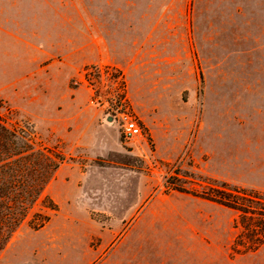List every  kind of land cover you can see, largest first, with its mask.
<instances>
[{"label":"rangeland","instance_id":"374dc122","mask_svg":"<svg viewBox=\"0 0 264 264\" xmlns=\"http://www.w3.org/2000/svg\"><path fill=\"white\" fill-rule=\"evenodd\" d=\"M0 116L65 158L0 264H264V0H0Z\"/></svg>","mask_w":264,"mask_h":264},{"label":"trees","instance_id":"16d2710c","mask_svg":"<svg viewBox=\"0 0 264 264\" xmlns=\"http://www.w3.org/2000/svg\"><path fill=\"white\" fill-rule=\"evenodd\" d=\"M64 159L59 148L34 143L28 133L8 127L0 116V250L23 223L26 222L30 230L37 231L48 222V217L32 213V208ZM211 199L241 211V224H244L242 214L247 212L242 204L240 210L234 200ZM46 201L45 207L55 211L56 205L50 199ZM255 215L260 219L264 214L256 212ZM29 216L35 219V223L27 222ZM259 221L258 235L261 236L264 221Z\"/></svg>","mask_w":264,"mask_h":264},{"label":"built area","instance_id":"2783aa9c","mask_svg":"<svg viewBox=\"0 0 264 264\" xmlns=\"http://www.w3.org/2000/svg\"><path fill=\"white\" fill-rule=\"evenodd\" d=\"M117 122L120 124V135L124 140H130L139 134L135 119L128 112L120 113Z\"/></svg>","mask_w":264,"mask_h":264},{"label":"crops","instance_id":"0c3cea01","mask_svg":"<svg viewBox=\"0 0 264 264\" xmlns=\"http://www.w3.org/2000/svg\"><path fill=\"white\" fill-rule=\"evenodd\" d=\"M154 45V44H153ZM155 45H159V43L158 42H156V44ZM64 134H65V136H67V137H69V141H72V139H73V136H72V134H71V132H69V131H65L64 132ZM76 140H78V142H84V137L82 136V134L80 135V136H78V138L76 139ZM66 141V140H65ZM56 173H58V169H57V171L55 172V174H54V176H53V180L54 181H58V178H57V176L56 175H58V174H56ZM90 173H93V172H90ZM83 175V174H82ZM67 182H65L64 181V184H66ZM88 237H89V239L91 240V239H93V238H99V239H101L102 241L104 240V238H105V236H102V234H96V236H89L88 235ZM101 246L102 245H100L99 246V248H101Z\"/></svg>","mask_w":264,"mask_h":264}]
</instances>
